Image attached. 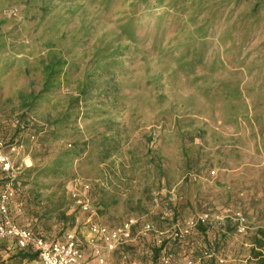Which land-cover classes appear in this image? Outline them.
Instances as JSON below:
<instances>
[{"label":"rangeland","instance_id":"374dc122","mask_svg":"<svg viewBox=\"0 0 264 264\" xmlns=\"http://www.w3.org/2000/svg\"><path fill=\"white\" fill-rule=\"evenodd\" d=\"M257 1L0 0V139L13 164L19 223L48 239L69 234L92 258L90 223L118 227L134 217L129 241L98 242L113 263L149 259L157 235L141 228L150 221L165 232L171 247L162 252L175 262L260 264L251 250L264 232V3L251 14ZM57 58L65 76L29 109L45 65ZM86 80L95 83L90 96L69 109L77 118L39 143ZM20 121L44 128L12 141ZM104 135L119 145L99 162ZM82 141L88 153L62 172L40 171ZM21 191L39 200L33 213L23 210ZM6 244L0 238V264H41L16 261L18 249Z\"/></svg>","mask_w":264,"mask_h":264},{"label":"built area","instance_id":"2783aa9c","mask_svg":"<svg viewBox=\"0 0 264 264\" xmlns=\"http://www.w3.org/2000/svg\"><path fill=\"white\" fill-rule=\"evenodd\" d=\"M5 146L3 139H0V174H4L6 178L0 182V238L13 239L18 249H31L37 252L41 264H115L105 258L99 249L98 242L106 244L109 248H114L129 241L137 219L130 217L118 227L90 223L86 242L91 248L92 258L85 255L78 241L69 234L63 239H48L40 233L31 231L14 219V213L21 211V204L14 201V191L11 186L13 164ZM210 174L214 175L215 171L211 170ZM142 226L143 233L155 232L157 238L165 234L164 231H158L150 221ZM181 234L182 231L179 229L173 235L180 236ZM134 264H194V261L192 258L185 257L179 262H175L170 259L169 255L161 254L156 263L142 261Z\"/></svg>","mask_w":264,"mask_h":264},{"label":"trees","instance_id":"16d2710c","mask_svg":"<svg viewBox=\"0 0 264 264\" xmlns=\"http://www.w3.org/2000/svg\"><path fill=\"white\" fill-rule=\"evenodd\" d=\"M264 3V0H258L257 2L254 3V6L252 8L251 14H253L258 8ZM260 5V6H259ZM259 6V7H258ZM65 66L66 63L62 58H57L52 62H48L45 65V78L43 81V85L41 89L36 93L33 94L27 103V107L31 109V107L34 106V104L37 103L40 99L51 95L56 88L59 86L60 81L62 78L65 76ZM95 83L91 80H86L84 83L81 85L79 89L78 95L75 97L71 98L68 100V104L65 107V109L60 113L58 117H56L51 123L54 126L53 129H49L45 131L44 135H41L39 137L38 142L41 143L44 141L47 137V135L52 136L51 138L57 139L61 135H59V130L64 129L67 124H69L71 119H75L78 116V113H69V109L73 108L74 105L77 103L76 101L79 100L80 98L84 101L87 99V96L89 97L90 94L89 92L91 89H93V85ZM50 125V127H53ZM31 126L35 127L34 133H39L42 131L44 128L43 125H36V124H31L29 121H20L18 125L16 126L14 130V136L11 138L12 141L15 140H20L19 136L23 132H25L27 129H29ZM110 130H112L110 128ZM93 142V141H91ZM89 141H82V146L83 148L77 149L76 145L72 147L71 143H69L68 147H62L58 155L52 159L49 164H47L46 167L40 168L41 172H45L48 170H52L54 172H62L63 166L71 161H73L75 158L79 157L80 154H87L88 150L86 149L87 145H89ZM118 141L115 138V136H107L104 135L101 138L98 139L97 142V150L95 153V156L99 162H104L110 157L117 152L118 149ZM89 154L91 155V151H89ZM69 161V162H68ZM36 168V167H35ZM31 171H33L32 167H27L25 169V173L30 175ZM17 198L19 201L22 202V205L25 207L23 210H27L26 205L29 209L30 213H33V209H31L32 205L38 206L39 200L37 198H31L29 194H26L25 192L21 191L18 195ZM32 202V203H31ZM106 202L104 200H100L99 204H105ZM105 207H107V204H105ZM33 208V207H32ZM36 212V211H35ZM20 212H15L14 213V219L19 223L18 216L22 215ZM25 217V216H24ZM28 217V216H27ZM74 217L69 215V221L73 222ZM21 224V223H19ZM203 228V227H201ZM261 232L262 236L261 237H255L253 241V245L251 247L252 252L254 253L255 257L259 258L260 264H264V232L263 230H259ZM38 233V232H37ZM43 235V234H41ZM44 236V235H43ZM166 235H160L158 238L156 237L155 239V244L150 250V257H148V260H145V262L149 263H156L158 258L161 256V254H165L162 251L165 249L170 251L171 245L168 243L167 238L165 237ZM179 236H174V240L177 239ZM158 239H160V242H158ZM14 242V241H13ZM15 248H17L15 246ZM18 249V248H17ZM17 254L15 255L16 261H21L24 259L27 260H34L38 258L37 252L32 251L31 249H18L16 251ZM169 255L170 259L173 260L171 257V254ZM174 261V260H173Z\"/></svg>","mask_w":264,"mask_h":264},{"label":"crops","instance_id":"0c3cea01","mask_svg":"<svg viewBox=\"0 0 264 264\" xmlns=\"http://www.w3.org/2000/svg\"><path fill=\"white\" fill-rule=\"evenodd\" d=\"M11 208H12V205H11ZM2 240H5V242H7L6 244V248L9 249L10 247H15V243L13 242V239L11 238H5V239H2ZM117 264V263H115ZM118 264H121V263H118Z\"/></svg>","mask_w":264,"mask_h":264}]
</instances>
